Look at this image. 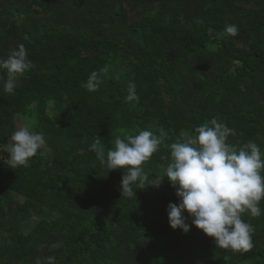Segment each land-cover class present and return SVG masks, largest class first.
Instances as JSON below:
<instances>
[{
    "label": "trees",
    "instance_id": "16d2710c",
    "mask_svg": "<svg viewBox=\"0 0 264 264\" xmlns=\"http://www.w3.org/2000/svg\"><path fill=\"white\" fill-rule=\"evenodd\" d=\"M19 44L33 67L12 94L0 80V144L19 119L47 143L27 167L0 153V264H264V200L260 216L242 215L253 248L233 252L169 227L179 198L167 178L126 198L122 171L88 150L150 130L162 137L144 164L151 180L182 131L215 117L235 131L227 143L264 152V0H0V58ZM92 71L95 92L82 87Z\"/></svg>",
    "mask_w": 264,
    "mask_h": 264
},
{
    "label": "clouds",
    "instance_id": "9594fccd",
    "mask_svg": "<svg viewBox=\"0 0 264 264\" xmlns=\"http://www.w3.org/2000/svg\"><path fill=\"white\" fill-rule=\"evenodd\" d=\"M228 35H238L236 25H226ZM33 67L23 44H19L6 59L0 58V73L6 75L3 90L14 93L18 78ZM107 72L105 68L103 70ZM100 74L92 71L82 84L89 92H95L101 84ZM126 100L138 102L136 84L129 82ZM35 107V102L30 106ZM195 137L182 132L179 142L169 145L171 162L162 175L149 179L144 164L158 151L162 137L150 130L138 134L125 133L116 136L114 146L105 152L101 138L96 137L89 146L104 163L107 173L122 171L121 195L136 199V190L159 188L167 178L175 189L179 203L167 205L169 227L187 233L191 226L211 237L215 246L233 252H248L253 248L251 224L242 219L246 212L253 217L262 213L260 202L264 200V152L254 142L243 147L227 143L234 129L213 117L195 129ZM44 133L28 126L18 127L7 144H0V153H7L9 168L29 166L31 158L46 145ZM84 149L80 152L83 153ZM187 213V217L185 215ZM191 218V225L186 222ZM55 257H47V264H54Z\"/></svg>",
    "mask_w": 264,
    "mask_h": 264
},
{
    "label": "rangeland",
    "instance_id": "374dc122",
    "mask_svg": "<svg viewBox=\"0 0 264 264\" xmlns=\"http://www.w3.org/2000/svg\"><path fill=\"white\" fill-rule=\"evenodd\" d=\"M27 126V124H25V121H23L22 119H19L17 122H16V129L20 126Z\"/></svg>",
    "mask_w": 264,
    "mask_h": 264
},
{
    "label": "water",
    "instance_id": "95a60500",
    "mask_svg": "<svg viewBox=\"0 0 264 264\" xmlns=\"http://www.w3.org/2000/svg\"><path fill=\"white\" fill-rule=\"evenodd\" d=\"M182 132L186 133L185 131H182ZM182 132H181V133H182ZM181 133H180V135H181ZM187 134H188V133H187Z\"/></svg>",
    "mask_w": 264,
    "mask_h": 264
}]
</instances>
